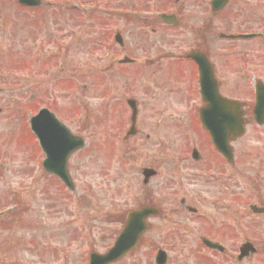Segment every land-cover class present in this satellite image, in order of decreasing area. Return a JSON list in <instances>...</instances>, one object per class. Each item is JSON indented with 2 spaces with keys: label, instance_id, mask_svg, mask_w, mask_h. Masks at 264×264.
I'll return each instance as SVG.
<instances>
[{
  "label": "flooded vegetation",
  "instance_id": "1",
  "mask_svg": "<svg viewBox=\"0 0 264 264\" xmlns=\"http://www.w3.org/2000/svg\"><path fill=\"white\" fill-rule=\"evenodd\" d=\"M214 1L97 2L105 7L87 9L91 13L92 28L98 31L95 45L101 48L108 44L110 47L112 32L123 31L126 55L105 56L96 63L102 72L100 79L103 71L116 79L125 75L135 87L136 78L141 83L140 91L150 94L146 105L154 107L151 117L140 118L142 106L145 107L133 96L123 99V106L115 110L119 116L132 121L128 103L135 101L138 115L135 137L140 134L143 121L154 124V132L165 129L168 135L156 142L157 153L166 161L167 172L163 175L160 168L146 167L156 170L157 174L144 188L154 184V195L144 194L143 201L145 205L160 209L158 216L148 219L149 247L155 252L175 250L180 245L181 248H196L204 239L219 246L242 245L255 240L247 236L245 229L246 220L254 218L253 223L259 228L255 240L259 243L257 255L264 264V213L254 214L250 210L251 205L264 208V118H257L255 114L257 93H264V0H227L218 10L213 8ZM46 6L60 8L58 3L42 0L39 9ZM44 15L34 14L40 17V26ZM60 15V12L53 14L56 28L53 37L37 34L25 39L28 72L25 80L34 78L29 67L35 68L41 62L65 65ZM162 15L173 17V24L167 25ZM45 43L53 45V53L49 52L47 58H44ZM200 66L208 70V78L212 85H217L221 98L239 101V108L235 109L227 102L221 110L206 111L209 105L203 96ZM36 71L40 72L37 67ZM37 72L35 78L39 80ZM147 84H151L150 88H146ZM219 94L209 97L218 104ZM124 106L129 115L126 111L122 113ZM113 111L102 110L105 123L110 115H114ZM240 125L243 134L236 132ZM211 131L220 133V144L228 147L225 154L214 144ZM129 139L126 137L124 143ZM72 158L74 155L68 162L69 171L72 170ZM40 159L42 176H45L44 158ZM72 174L76 180V174ZM161 177L165 181L164 188L169 191L165 196L159 186L162 183L157 181ZM244 183L252 186L254 193L251 192L248 199L254 203L248 206L243 196ZM165 201H178L181 206L171 213L164 210ZM177 214L185 216L183 223L166 227V216L175 218ZM110 215L111 224L121 221L125 224L127 217L124 215L118 221L113 213ZM156 231L161 233L156 236ZM106 238L102 236L101 241ZM14 249L8 244L7 250ZM197 264L201 263L197 261Z\"/></svg>",
  "mask_w": 264,
  "mask_h": 264
},
{
  "label": "rangeland",
  "instance_id": "2",
  "mask_svg": "<svg viewBox=\"0 0 264 264\" xmlns=\"http://www.w3.org/2000/svg\"><path fill=\"white\" fill-rule=\"evenodd\" d=\"M3 5L5 7L3 13H5L9 5L5 3ZM54 13L55 10L52 8L45 9L41 13L45 14L44 27L49 33H54L52 28ZM70 17L68 13L61 11L66 65L64 68L57 65L41 72L45 75V80L39 82L40 84L32 81L27 87L22 88V68H20L22 65L18 64L14 67V61H20L19 35H17L18 39L14 35L7 36L4 39L12 38V40L1 43L4 46L0 47V61H2L0 62V264L19 262L48 264L39 252L44 248L56 261L61 257L67 259V261L60 259L58 264H86L89 250L94 248L99 252L102 251L120 228L119 224L109 222L108 218L112 216L110 214L113 213L118 221L128 209L143 206L144 194L154 195V184L144 190L142 168H160L163 175L167 172L166 161L157 153L159 146L156 145L158 139L164 135L157 133V130L154 132V124L150 125L147 121H143L137 138H130L123 144L124 131L129 129V126L127 121H123V116L115 112L118 106L122 105L123 99L133 96L145 107L143 108L141 104L140 118L151 117L153 114L150 112L154 107L148 108L149 106L146 105L151 97L150 94L140 91L141 83L138 88L130 85L131 87L124 86L122 89L113 84L115 81L113 76L98 82L95 74L96 63L91 61H95V58L102 53L93 47V33L88 31L91 23H86L83 18L81 22L74 24ZM22 19L23 17L19 20L22 22ZM11 23H16L13 28L19 27L20 24L19 21ZM1 25L8 27L6 17L0 18ZM20 29L19 27L18 30ZM0 35H2L1 31ZM90 43L93 50L89 47ZM5 45L12 48L6 51L3 49ZM78 73L86 75L87 78H77ZM67 75L75 76L77 82L71 86L65 80ZM16 80L19 82L16 83ZM65 85L68 86V90H65ZM150 85L147 84L146 88H150ZM85 86H88V90L84 92ZM39 102L43 103L39 104ZM107 102L109 103L104 106ZM40 106H55L58 109L57 115L64 118L74 134L82 133L87 139L86 149L72 160V164L75 165V170L72 166V171L76 174V191L66 193L64 189L60 190L64 193V198L70 200V202L63 200L64 205L55 204L54 200L44 193L46 188L53 193L52 182L49 181V184L47 179L38 180V165L31 158L37 153V145L30 132L23 127V120L17 117L23 114L22 118L27 119ZM77 107L82 108L84 114L89 113L84 115L83 119L87 122L86 127L75 119L71 120L70 116L76 112ZM28 108L30 110L26 111ZM104 108L114 110L112 112L114 115H110L106 123L100 117L101 109ZM167 110L166 108L165 114ZM165 133L166 131L162 132ZM157 181L162 183L159 185L162 195L169 194L164 188L163 178ZM178 204L180 203L165 201L163 208L173 213ZM7 210H10L9 213L2 216L1 212ZM185 219L183 214H177L175 218L166 216L164 221L166 227H174L179 222L183 223ZM253 220L254 218L246 220L245 229L247 236L256 240L259 228ZM160 233L156 231L155 235L158 236ZM102 236L107 237L105 241H101ZM10 238H14L16 247L18 243L24 242L23 249L6 250L5 243H12ZM148 243L149 239L145 237L135 252L120 264H154L157 254ZM185 243L184 241L183 244ZM255 244L257 245L256 242ZM227 248L229 258L219 257L212 252L206 253V249H202L200 243L196 248L190 246L181 248L180 245L175 250H167L170 253L168 264H197L198 259L203 264H208L210 259L216 262L215 264H239L233 259L235 252L239 251L237 245H227ZM202 254L207 255L209 259L202 257ZM245 261L243 264H261V260L256 256Z\"/></svg>",
  "mask_w": 264,
  "mask_h": 264
},
{
  "label": "water",
  "instance_id": "3",
  "mask_svg": "<svg viewBox=\"0 0 264 264\" xmlns=\"http://www.w3.org/2000/svg\"><path fill=\"white\" fill-rule=\"evenodd\" d=\"M20 2L23 5H31V6H36L38 5V1L35 0L34 3L32 2H25L24 0H20ZM259 105L264 106V104L261 103V101L258 102ZM48 114L46 111H44L39 117L34 118V128H35V132L37 135L41 136L44 134H46V131L44 129H46V127L49 125L50 123V119L49 117L46 115ZM46 141L48 142H53L54 138H52L51 136H49L48 138H45ZM48 144H52V143H48ZM51 166L53 167V164H51ZM55 167H58L57 164L54 165ZM54 168V167H53ZM53 168L50 169V171H53ZM61 172H64L63 168H60ZM58 172V171H57ZM149 173V172H148ZM60 176L64 179V181L68 184L69 180L66 176V174H60ZM154 213L155 211H152L151 209H144L141 211H137L134 212L130 218H129V225L125 228L124 233L122 234V236L118 239V241L116 242V247L114 248V250H112L107 257H103V259H101V264H104L105 262H110V261H114V259L118 258L119 256H122L124 254V252L135 248V246L137 245L138 240L140 239V237L142 236L143 232L146 229V222L145 218L150 214V213ZM210 247H216V246H210ZM159 259V257H158Z\"/></svg>",
  "mask_w": 264,
  "mask_h": 264
}]
</instances>
